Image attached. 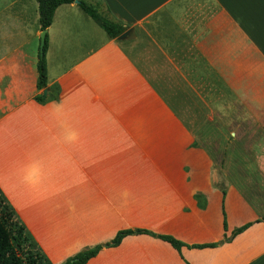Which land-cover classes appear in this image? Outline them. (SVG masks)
Instances as JSON below:
<instances>
[{
	"label": "crops",
	"instance_id": "obj_1",
	"mask_svg": "<svg viewBox=\"0 0 264 264\" xmlns=\"http://www.w3.org/2000/svg\"><path fill=\"white\" fill-rule=\"evenodd\" d=\"M3 1L0 188L51 262L142 230L87 264H264V208L195 131L202 102L264 132V0H78L127 28L117 39L62 5L43 104L24 42L41 33L37 0Z\"/></svg>",
	"mask_w": 264,
	"mask_h": 264
},
{
	"label": "trees",
	"instance_id": "obj_2",
	"mask_svg": "<svg viewBox=\"0 0 264 264\" xmlns=\"http://www.w3.org/2000/svg\"><path fill=\"white\" fill-rule=\"evenodd\" d=\"M77 0H37L39 22L41 31H45L52 25L55 12L57 9L66 4H74ZM79 7L87 14L99 27H101L112 39H117L126 33L125 28L120 23L113 21L109 15L100 13L99 10L92 5H88L84 1H79ZM49 36L46 35V44L44 55H39L38 62V79L37 89L43 91V94L37 95L36 100L43 104L46 100L44 91L48 88V73L46 54L48 49ZM249 225L236 230L233 236L244 232ZM225 230L227 224L225 221ZM133 234H150L147 231H124L120 232L117 237L105 246H99L91 250L79 253L75 257L69 259L66 264H87L89 260L96 257L103 248L116 247L121 244L122 240ZM153 235V234H152ZM161 240L170 243L176 250L181 251L184 244L169 236H156ZM199 246L197 248L215 247ZM0 264H53L51 260L44 254L40 246L34 241L24 224L19 219L12 205L0 188Z\"/></svg>",
	"mask_w": 264,
	"mask_h": 264
},
{
	"label": "rangeland",
	"instance_id": "obj_3",
	"mask_svg": "<svg viewBox=\"0 0 264 264\" xmlns=\"http://www.w3.org/2000/svg\"><path fill=\"white\" fill-rule=\"evenodd\" d=\"M3 6H5V2L0 0V9ZM41 33L39 37L36 32L30 33L31 35L26 34L24 37L27 47L36 52L38 59ZM30 42L34 43L30 45ZM197 105L200 123L195 131L202 136L201 143L211 152L219 165L226 167L233 180H237L241 184L244 182L247 185V196L251 201L264 208V178L260 176L261 171L258 170L257 164V156L261 152L258 150L259 147L252 144V139H257V134L263 136L264 132L258 129L255 132L250 129L243 131L241 128L235 129L237 121L235 115L230 117L231 120L225 119V117L221 118L219 115L205 111L202 102ZM246 118L248 121L251 120L250 115Z\"/></svg>",
	"mask_w": 264,
	"mask_h": 264
},
{
	"label": "water",
	"instance_id": "obj_4",
	"mask_svg": "<svg viewBox=\"0 0 264 264\" xmlns=\"http://www.w3.org/2000/svg\"><path fill=\"white\" fill-rule=\"evenodd\" d=\"M75 4H79V1L77 0L75 2ZM48 31L45 30V31H42L41 33V46H40V56L43 57L44 55V49H45V44H46V35H47ZM49 93V88H47L45 91H44V95L47 96Z\"/></svg>",
	"mask_w": 264,
	"mask_h": 264
},
{
	"label": "clouds",
	"instance_id": "obj_5",
	"mask_svg": "<svg viewBox=\"0 0 264 264\" xmlns=\"http://www.w3.org/2000/svg\"><path fill=\"white\" fill-rule=\"evenodd\" d=\"M75 138V134L74 133H72V134H70L69 136H68V139H74Z\"/></svg>",
	"mask_w": 264,
	"mask_h": 264
}]
</instances>
